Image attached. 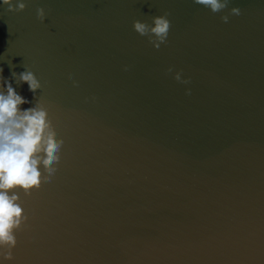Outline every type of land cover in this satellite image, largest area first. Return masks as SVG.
Segmentation results:
<instances>
[{
  "label": "water",
  "instance_id": "obj_1",
  "mask_svg": "<svg viewBox=\"0 0 264 264\" xmlns=\"http://www.w3.org/2000/svg\"><path fill=\"white\" fill-rule=\"evenodd\" d=\"M25 2L0 0V91L64 144L51 182L14 189L28 220L0 264H264V0ZM165 12L156 49L133 21Z\"/></svg>",
  "mask_w": 264,
  "mask_h": 264
},
{
  "label": "clouds",
  "instance_id": "obj_2",
  "mask_svg": "<svg viewBox=\"0 0 264 264\" xmlns=\"http://www.w3.org/2000/svg\"><path fill=\"white\" fill-rule=\"evenodd\" d=\"M2 3L12 12H20L27 7L25 0H2ZM194 3L210 9L212 13H221L228 9L230 0H194ZM240 14L241 9L234 6L221 19L227 23L230 16ZM168 16L167 12L153 16L151 23L136 19L133 29L139 35L147 36L149 43L159 49L167 42L170 32ZM37 18L41 22L47 18L44 7L37 8ZM2 71L0 68V73ZM168 71L172 72L173 69L170 67ZM69 79H72L71 73ZM175 79L189 83V80L182 78L181 72L175 73ZM0 80H3L2 75ZM18 82L27 83L34 95L42 87L41 80L32 70L19 73ZM73 84L77 85L78 81L73 80ZM26 103L31 101L17 93L10 82L6 85V91H0V257L6 260L13 259L12 250L18 243L16 231L28 220L19 202L20 195L14 189H22L25 195H31L32 190L38 189L43 182H51L64 144L62 138H57L44 103L39 102L29 108L20 107Z\"/></svg>",
  "mask_w": 264,
  "mask_h": 264
}]
</instances>
